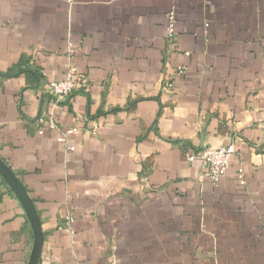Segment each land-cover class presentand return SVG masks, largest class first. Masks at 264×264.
<instances>
[{"label": "crops", "instance_id": "obj_1", "mask_svg": "<svg viewBox=\"0 0 264 264\" xmlns=\"http://www.w3.org/2000/svg\"><path fill=\"white\" fill-rule=\"evenodd\" d=\"M71 65L87 89L53 107ZM229 143L202 179L199 150ZM0 158L37 264H264V0H0ZM33 243L0 174V264Z\"/></svg>", "mask_w": 264, "mask_h": 264}, {"label": "built area", "instance_id": "obj_2", "mask_svg": "<svg viewBox=\"0 0 264 264\" xmlns=\"http://www.w3.org/2000/svg\"><path fill=\"white\" fill-rule=\"evenodd\" d=\"M176 20L177 14L175 10H171L167 13V25H166V38L169 44L176 46ZM176 48V47H175ZM187 55L189 52H185ZM176 72L180 73L181 70ZM88 86V80L86 75L79 71L75 66H69L65 76L61 79H52L47 82V91L51 99L53 100V107L59 102L70 98L73 94L78 91L86 90ZM168 86H172L171 83ZM50 128H55V123L50 119L48 122ZM76 131V128L68 129L67 131H62L61 135H57L56 138L59 141L66 140V135L70 132ZM42 129L39 133H42ZM69 150L74 149L72 146L68 148ZM236 147L234 143H229L227 145H222L219 147H211L204 145L200 150L199 154L202 157L203 164L207 167L206 171L203 172L201 178H207L212 184H217L223 176L226 174L227 169L230 165L231 157L235 154ZM190 157L189 159H191ZM236 177L240 184H245V175L242 166H240L236 172ZM71 218L68 217L64 220L62 224L58 227L60 229H66L72 232L71 228Z\"/></svg>", "mask_w": 264, "mask_h": 264}, {"label": "water", "instance_id": "obj_3", "mask_svg": "<svg viewBox=\"0 0 264 264\" xmlns=\"http://www.w3.org/2000/svg\"><path fill=\"white\" fill-rule=\"evenodd\" d=\"M0 174L15 191V193L20 198L21 202L23 203L27 211V215L31 222L34 232V243L28 264H37L40 256L42 239H43L38 215L27 193L25 192L23 186L20 184L15 174L10 170V168L1 158H0Z\"/></svg>", "mask_w": 264, "mask_h": 264}]
</instances>
